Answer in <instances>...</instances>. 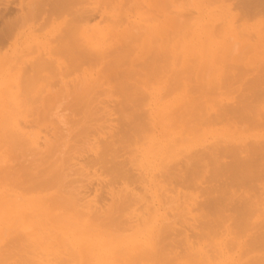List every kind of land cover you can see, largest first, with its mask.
I'll use <instances>...</instances> for the list:
<instances>
[{
	"label": "bare ground",
	"instance_id": "6f19581e",
	"mask_svg": "<svg viewBox=\"0 0 264 264\" xmlns=\"http://www.w3.org/2000/svg\"><path fill=\"white\" fill-rule=\"evenodd\" d=\"M21 2L0 264H264V0Z\"/></svg>",
	"mask_w": 264,
	"mask_h": 264
},
{
	"label": "rangeland",
	"instance_id": "374dc122",
	"mask_svg": "<svg viewBox=\"0 0 264 264\" xmlns=\"http://www.w3.org/2000/svg\"><path fill=\"white\" fill-rule=\"evenodd\" d=\"M22 1V2H21ZM28 1H30V0H0V30L2 29V27H3V22H4V20H10V19H12V18H15V16L18 14L17 12H18V7H19V3L21 2L23 5L24 4H26ZM95 12H97V11H95ZM95 12H93L92 13V15L94 16V17H97L98 15L97 14H95L94 15V13ZM17 13V14H16ZM98 13V12H97ZM12 16V17H11ZM38 19L39 20H42L40 17H38L37 18V20H35L36 22V25H38V26H40L43 22V20L42 21H38ZM48 29V28H47ZM46 29V30H47ZM24 32H25V30H24ZM23 35H25V36H23V38H22V35H20L19 36V38H21V40L20 39H18L17 40V45H19L18 46V49H21V48H25V43H23L24 42V40L26 39V32L25 33H23ZM20 43V44H19ZM153 93H154V91H153ZM102 98V97H101ZM100 107V106H99ZM126 160V158H120L119 160ZM128 167V168H127ZM127 167H126V169H130L129 167H131V165L129 164V166L127 165ZM133 169V168H132ZM90 173V172H89ZM85 182V181H84ZM87 182H89V183H87ZM86 183H87V185L86 184H84L83 186H84V190L85 191H87V192H89V190H91L89 193L91 194V196L92 195H94V191L98 188V187H96L95 186V182H94V180L93 181H91V180H88ZM92 182V183H91ZM89 185H91V186H89ZM88 186V187H87ZM96 189H95V188ZM101 187V186H100ZM93 189V190H92ZM99 189V188H98ZM103 191H105V189L103 190ZM102 190H101V192H100V190H98L97 191V193L98 192H100L101 194H103V195H101V197H105V195H104V193H106V192H103ZM93 193V194H92ZM97 193L95 194V195H97ZM99 194V193H98ZM100 197V196H99Z\"/></svg>",
	"mask_w": 264,
	"mask_h": 264
}]
</instances>
